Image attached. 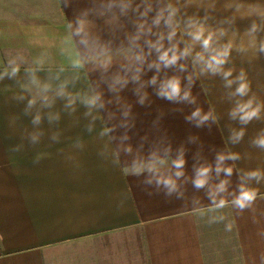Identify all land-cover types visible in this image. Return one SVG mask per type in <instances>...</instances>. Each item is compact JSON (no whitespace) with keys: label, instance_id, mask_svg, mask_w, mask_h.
Segmentation results:
<instances>
[{"label":"crops","instance_id":"crops-1","mask_svg":"<svg viewBox=\"0 0 264 264\" xmlns=\"http://www.w3.org/2000/svg\"><path fill=\"white\" fill-rule=\"evenodd\" d=\"M109 2L0 0V264H260L264 179L257 183L244 174L264 173V149L252 144L264 130V110L261 119L248 125L230 117L240 99L231 95L237 85L228 88L220 75L200 73L193 59L201 46L186 34V20L199 19L217 36L219 29L226 30L218 41L233 43L225 70L232 68L234 78L243 69L251 83L249 96L254 93L264 102V52L259 51L264 19L250 14L249 8L264 10V0H172L180 8L173 42L179 41L181 51L186 46L193 51L178 61L186 65L184 71L178 65L162 69L160 79L179 75L184 86L191 75L196 103L159 98L158 82L144 89L149 95L143 105L134 93L139 82L129 80L123 89L117 84L119 91L109 90L115 76L125 74L120 50L130 46L136 31L131 9L118 22H111V13L100 15ZM211 4L215 7L209 8ZM237 4L243 5L239 12ZM86 10L88 15L82 17ZM115 11L119 13L118 6ZM154 15L150 13L149 24ZM78 17L86 21L87 45L79 43L83 33L75 34ZM253 21L260 27L255 46L245 35ZM167 31L163 22L153 26V33ZM96 38L111 49L107 71L98 66L101 49ZM149 38L157 36H142L139 43ZM241 46L244 51H238ZM154 59L153 51L148 62ZM13 67H19L15 76ZM153 74L155 69L146 71L142 80ZM97 95L96 104H89ZM125 105L131 106L128 117L123 115ZM196 107L211 110L215 122L210 119L197 127L195 120L188 121ZM105 127L112 131L102 136ZM242 127L244 138L232 144L233 130ZM125 134L128 139L122 140ZM129 146L133 151L126 155L123 149ZM182 147L185 174L170 195L154 183H142L148 173L124 171L134 158L145 159L151 152L163 157L170 149L167 155L175 159ZM117 148L118 163L113 155ZM219 152L240 155L237 161H224L233 174L222 195L231 200L229 193L238 194L244 177L258 193L255 211L238 213L230 204L221 210L209 207L207 192L226 178L214 171ZM201 164L212 165L213 172L209 184L196 189L194 165ZM163 171L174 174L175 169L169 164ZM220 215L226 219L210 223ZM229 222L230 232L225 230Z\"/></svg>","mask_w":264,"mask_h":264},{"label":"clouds","instance_id":"clouds-1","mask_svg":"<svg viewBox=\"0 0 264 264\" xmlns=\"http://www.w3.org/2000/svg\"><path fill=\"white\" fill-rule=\"evenodd\" d=\"M188 2L190 3L191 0H188ZM178 3L179 0H177V4ZM177 4L172 3V0H139L138 3L136 0H110L106 9L100 12L101 16L111 13V22H118L120 17H127L130 9L132 13L136 15V19L132 21L136 31L135 35L130 36L131 44L129 47L120 50L126 61V63L121 65V69L125 71V74L121 75L118 73L115 76L114 82L109 86L110 91H119L120 89H123L129 83V80L139 82V86L134 89V93L139 96L138 103L143 105L149 95L147 91H144L146 86H155L159 82L158 88L155 89L156 95L159 98H164L173 102L182 101L188 104L196 103V97L192 95L194 80L191 75L187 77V84L184 86H182V78L179 75H172L170 77L165 75L163 79H160V72L162 69L176 67L178 61L182 58L189 57L192 55L193 51L189 46H186L181 51L178 48L179 41L173 42L177 36V29L180 26V22L177 19L180 8ZM117 6L119 7V13L115 11ZM208 7L214 8L215 5L211 4ZM227 7H232V5H227ZM242 7V4L235 5L237 12H239ZM249 8L250 14L258 15L261 19H264V10H261L259 6H249ZM153 12L155 15L151 18V24H149V15ZM87 15V10L81 14L82 17H86ZM207 18V16L204 17L205 20ZM161 22H163L168 31L166 33H153V26L159 27ZM77 24L78 27L75 29V34L81 35V33H83L79 43L84 45L89 44L90 35L86 31L85 19L78 17ZM68 27H72L71 23H69ZM259 30V25L253 21L251 27L245 33V35L251 38L250 43L252 46H255V34ZM218 31L219 36H217L216 31H210L206 28L205 24L201 23L199 19L192 16L187 18L186 34L191 37L194 43H199L201 46V51L195 53L193 64H198L200 66L201 74L209 73L213 76L220 75L225 81V87L230 88L233 84L237 85L231 95L239 97L240 99L236 101L235 107L230 110L229 115L233 120L238 118L241 125H248L253 120L261 119V112L264 110V102H258L254 93L249 96V93H251V83L248 80L247 73L243 69H241L238 75L234 78H232V68L225 70L224 66L229 62L233 50V43L231 41L223 44L219 43V37L226 35V30L219 29ZM153 34L157 36L155 40L149 38L145 39L143 45L139 43L142 36H150ZM165 39L169 42L167 47L165 46ZM95 43L101 49L100 56L98 57V66L104 71H107L108 68L112 66L111 49L108 45H100L98 38H96ZM145 46L147 47V51H145ZM244 50L243 46L238 49V51ZM153 51L156 53V59L148 62V57ZM259 51L264 52V40L259 42ZM146 63L147 67L145 68ZM178 68L180 71H184L186 65L179 64ZM152 69H155V74H153L147 81H143L142 76L146 74V71ZM18 72L19 67H13L11 69L12 76H15ZM127 72H132L133 74L128 76L126 74ZM2 78L3 74H0V79ZM117 84L120 86V89L116 88ZM244 97L248 98L245 100ZM98 99L99 95L93 96L88 103L95 105ZM29 103L31 104L32 101H29ZM130 111L131 106L125 105V110L123 112L124 117H128ZM186 119L188 121L195 120L196 126L201 127L210 119L215 122L216 116L211 110L205 113L200 107H196ZM37 120H39V117H37ZM111 131V128L105 127L101 132V135H108ZM244 136L245 128L242 127L239 130H233L230 137L231 143H239ZM33 139H35V137ZM121 139L126 140L128 139V136L125 134ZM192 139H195V137ZM252 144L264 149V130H261L256 138L253 139ZM120 151L119 148L113 151V155L116 158L115 162L117 163L119 162ZM132 151L133 149L130 146L123 149V152L126 155H130ZM169 151L170 149L166 150V154L163 157L158 156L156 152H151L145 159L134 158L132 163L124 168V171L127 174L135 176H141L144 173H148V177L142 183L145 185H152L154 183L157 188L163 187L166 190V194L170 195L178 190L179 185L177 181L185 174L186 158L183 147L179 150L175 159H170L167 155V152ZM238 159H240L239 153H217L214 171L217 176L223 172L226 178L222 179L218 185L207 192L210 199L209 207L212 210H221L230 204L232 208L238 210V213H243L247 209L255 211L253 206L257 200L258 193L255 188L249 187L243 182L244 177H241V183L238 186V194L229 193V195L233 196L231 200L222 195L227 193L230 183L229 178L233 174V167L224 166V161H237ZM169 164L175 169L174 174H165L163 171L165 166ZM194 168L195 178L192 183L196 189L204 188L209 184L211 173L213 172V166L210 164H201L199 166L194 165ZM244 175L249 180L255 179L257 183L264 179V173L259 170L247 171ZM148 194L152 195L153 193L149 192ZM225 219V216L220 215L218 218L210 221V223L224 221ZM253 222H256L255 218L253 219ZM232 228L233 224L231 222L225 225L226 231L230 232ZM259 235L264 237V231H261ZM259 260L260 264H264V252L260 253ZM253 264H255V261H253Z\"/></svg>","mask_w":264,"mask_h":264}]
</instances>
